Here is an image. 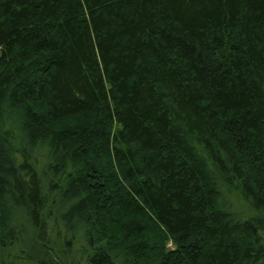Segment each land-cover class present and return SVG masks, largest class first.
Returning a JSON list of instances; mask_svg holds the SVG:
<instances>
[{
    "label": "trees",
    "instance_id": "trees-1",
    "mask_svg": "<svg viewBox=\"0 0 264 264\" xmlns=\"http://www.w3.org/2000/svg\"><path fill=\"white\" fill-rule=\"evenodd\" d=\"M0 264H264V0H0Z\"/></svg>",
    "mask_w": 264,
    "mask_h": 264
},
{
    "label": "rangeland",
    "instance_id": "rangeland-1",
    "mask_svg": "<svg viewBox=\"0 0 264 264\" xmlns=\"http://www.w3.org/2000/svg\"><path fill=\"white\" fill-rule=\"evenodd\" d=\"M43 153H44V152H43ZM39 159H40V163H39V165H42L43 162H44V159H45L44 154L39 155ZM232 204H233V206H234L236 209H238V210L241 211L242 213H244V214H249V212H250V207H249L248 203H246L245 201L240 200V199H237V198H233V199H232ZM22 226H24V223H23ZM25 226H27V225H25ZM25 229L28 230L26 227H25Z\"/></svg>",
    "mask_w": 264,
    "mask_h": 264
}]
</instances>
